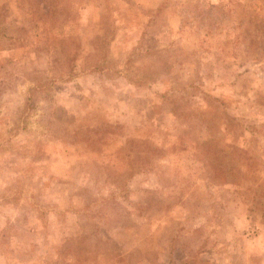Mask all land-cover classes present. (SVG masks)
I'll use <instances>...</instances> for the list:
<instances>
[{
  "label": "rangeland",
  "instance_id": "obj_1",
  "mask_svg": "<svg viewBox=\"0 0 264 264\" xmlns=\"http://www.w3.org/2000/svg\"><path fill=\"white\" fill-rule=\"evenodd\" d=\"M0 264H264V0H0Z\"/></svg>",
  "mask_w": 264,
  "mask_h": 264
}]
</instances>
